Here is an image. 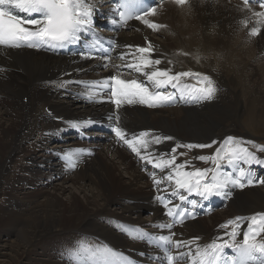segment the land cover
<instances>
[{
	"label": "bare ground",
	"instance_id": "bare-ground-1",
	"mask_svg": "<svg viewBox=\"0 0 264 264\" xmlns=\"http://www.w3.org/2000/svg\"><path fill=\"white\" fill-rule=\"evenodd\" d=\"M172 3L163 4L161 11L165 10L160 16L172 27L171 38L159 43L152 33H160L161 28L152 32L143 25L120 36L126 45L145 46L151 41L156 58L163 61L160 67H168V61H172L174 71L209 74L220 91L215 100L196 106L160 110L125 106L120 115L130 120L127 130H153L173 136V141L152 147L157 154L168 153L177 143H208L227 135L253 141L251 135L240 130V118L247 116L250 128H264V25H260L259 36L251 35L256 18L237 1L187 0L183 6ZM245 20H249L247 26ZM101 63L27 49L0 50V69H4L0 71V256L11 258L8 263L0 260V264H88L91 261L83 258L88 254L83 249L103 243L126 255L129 249H146L144 242L122 234L117 224L136 230L146 226L168 234L167 229L156 227L165 222V210L155 200L159 193L149 175L152 169L144 170L151 164L137 162L138 156L114 135L99 133L105 138L103 143L99 142L102 138L96 142L103 149L99 155L91 148L80 147L91 154L75 157L80 163L73 173L65 157L71 152L61 155L48 146L52 140L79 137L64 120L107 118L112 113L113 106L106 98L100 103L84 98L81 93L88 91L85 85L73 83L63 92L50 83L99 78L113 71V67L100 69L97 65ZM66 132L69 135L64 137ZM214 148H178L177 155H187H178L177 163L208 155ZM165 172L167 169L160 175ZM77 180L84 182L83 208L66 184H77ZM89 182L96 189H88L92 185ZM63 196H67L66 201ZM234 196H240L236 203L243 204L244 209L228 204L226 210L210 216L207 224L197 219L176 227L175 238L200 237V243H206L219 233L218 225L223 221L264 211V186L237 191ZM143 210L151 214L146 223L139 217ZM8 246L10 252L5 250ZM78 251L79 256L72 255Z\"/></svg>",
	"mask_w": 264,
	"mask_h": 264
},
{
	"label": "snow or ice",
	"instance_id": "snow-or-ice-1",
	"mask_svg": "<svg viewBox=\"0 0 264 264\" xmlns=\"http://www.w3.org/2000/svg\"><path fill=\"white\" fill-rule=\"evenodd\" d=\"M175 2L183 5L186 0ZM256 2L264 9V0ZM97 7L93 0H0V49L69 51L74 61L99 59L102 63L98 67L116 69L113 74L99 80H61L50 83L51 86L62 89L73 83L85 85L88 91L83 95L90 102H94L97 96H106V101L113 105V111L107 117V127L117 141L126 145L142 161L151 164L153 169L162 172L167 169L164 179L174 185L169 195L179 203H173L172 199H167L164 195H157L155 200L162 205L164 215L168 218V221L159 223L156 227L167 229L168 234L153 235L142 229H130L126 224H117L122 234L162 250L164 255L153 256V260L158 264H264V211L236 216L221 223L217 229L220 234L209 243H200V237L188 240L175 238L177 234L172 231L174 226L195 219L199 214L198 209L205 207L203 202L212 197L229 200L237 188L264 186V177L258 176L253 167H264V158L258 155L264 153V145L243 137L227 135L219 141L212 139L208 143H177L169 153L157 154L152 151L154 145L173 141L175 138L153 130L138 133L127 130L121 124L122 108L136 105L158 108L177 102L199 105L215 100L220 86L209 74L190 70L173 71L172 61H168V67H160L163 61L156 58V50L151 41L145 46L123 45L126 51L120 52L118 57L122 63L113 65L111 55L118 45L114 38L102 42L101 31L95 22ZM243 7L256 18L257 26L251 27L250 34L259 36L262 32L260 25H264V11H253L250 0H243ZM109 11L111 14L106 19L113 31L128 27L131 20L139 21L152 30L163 27L149 20V16L156 15L157 8L155 5L145 4V0H119ZM244 24L247 26L249 20H245ZM83 40L86 43L82 49L72 50V46L79 45ZM74 71L85 69L75 68ZM132 71L142 79L125 78V72ZM189 78H194L195 82L185 83ZM94 123L96 122L92 120L68 121L65 126L79 132ZM214 146L211 154L198 155L192 160L177 163L178 155H187L186 152L177 155L178 148L202 150L212 149ZM69 151L71 155L66 153L65 157L70 161L67 164L70 169L77 167V160L73 157L91 154L82 148ZM193 160L210 163L211 166L196 167ZM149 175L159 189L163 181L156 178V171ZM159 191L165 192L167 188ZM192 196L198 197L201 202L190 199ZM241 234L242 239L238 240ZM228 250H231L230 254ZM83 251L88 253L91 264H133L124 251L117 250L108 243L90 245ZM72 255L79 256L80 252Z\"/></svg>",
	"mask_w": 264,
	"mask_h": 264
},
{
	"label": "rangeland",
	"instance_id": "rangeland-1",
	"mask_svg": "<svg viewBox=\"0 0 264 264\" xmlns=\"http://www.w3.org/2000/svg\"><path fill=\"white\" fill-rule=\"evenodd\" d=\"M170 3H172V2H170ZM172 4H174V3H172ZM162 6H164V5H162ZM161 8L162 7H158L157 8V13H156L157 15L154 18H152V19L161 20V17L160 16L163 14V11L165 10V8H164L161 11ZM168 9H169V7H168ZM160 23L164 24L163 27H161V32L160 33H155V34L152 33V35H154V38H155V40H157V42L162 43V41L166 40L168 37L171 38L173 36V30H172V27L170 26L169 22L166 19L161 20ZM166 111H168V110H166ZM247 120H248L247 116L240 118V130H242L243 133H248L249 136L251 135L252 136L251 138L252 139L254 138L253 141H255L256 143L259 142V141L260 142H264V128L263 129L256 128V127L255 128H250L247 125V123H246ZM2 123H3V121H2ZM121 124L124 125V126H126V128H128L130 126V120H129L128 116H125V117L122 118ZM100 131L101 130H99V133H100ZM75 138H77V137H75ZM103 139H105V138H102V140L99 141V142L100 143L101 142L102 143L105 142V140H103ZM66 140H68V141L61 142V143H59L60 142L59 140H52V141H50L48 143V146L51 147L52 149L58 150L59 153L61 155H63V154H65L66 152H68L70 150L69 147L71 145H73V144L75 146H80L81 145V143L78 142V138L77 139L67 138ZM74 141H75V143H74ZM261 145H263V144H261ZM90 146H92V147H90ZM90 146H89V148L93 149L97 154L99 153V151H102L103 150L102 149V146H100V145L96 146V143H93ZM81 147H88V145L87 144H82ZM249 147H251V146H249ZM61 150H63V151H61ZM124 178H127V176L126 177L124 176ZM10 179H12V178H10ZM57 182L60 183V181H57ZM77 182H78L77 184L71 183V182H67L66 184H67V186L71 187V189H69V190L75 192V194L77 195V198H78L79 207H82L83 208L84 207L85 200H84L83 194L81 193V190H82L81 189V184H83L84 182H81L79 180H77ZM62 183H63V181H62ZM87 184H92V183L89 182ZM91 187H93L94 189H96V185L95 184H92L88 189H90ZM63 197H64L63 200L66 201L67 200V196H63ZM237 198H240V196H236V197L233 196V198L230 200L229 204H234L235 207L238 208V209H244L245 206L243 204L236 203L237 202ZM226 208H227V205L225 206L224 209H221V210L215 212L213 214V216L218 215L223 210H226ZM150 215L151 214H150V212L148 210H143L139 214V217L141 219V222L146 223L148 220H150V218H151ZM146 216H150V217H146ZM200 219L204 223H206V224L210 222V218L209 217L208 218H200ZM66 222H67V220H65L63 223H66ZM10 248L8 246L5 250H7V251L9 250V252H10ZM9 259H11V258H8V255H5V256L2 255V256H0V260L7 261V263L9 261ZM57 259H59V258H57ZM19 264H21V263H19Z\"/></svg>",
	"mask_w": 264,
	"mask_h": 264
}]
</instances>
